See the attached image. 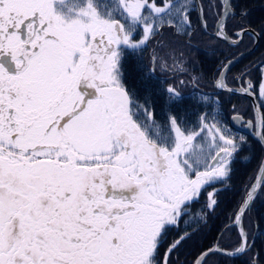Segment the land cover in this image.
<instances>
[{"label": "snow or ice", "instance_id": "1", "mask_svg": "<svg viewBox=\"0 0 264 264\" xmlns=\"http://www.w3.org/2000/svg\"><path fill=\"white\" fill-rule=\"evenodd\" d=\"M244 3L0 0V264H183L182 250L211 230L237 164L250 158L249 136L223 115V94L259 100L252 119L230 120L251 129L264 150V59L229 78L245 54L226 57L212 92L197 89L189 102L175 85L164 87L144 53L165 31L192 49L197 31L209 35V18L215 40L259 42L264 25L257 32L245 22ZM174 51L154 50L150 63L165 68L172 59L186 69L191 62ZM240 192L220 232L236 239L217 238L192 264L254 252L264 237L256 211L264 160ZM248 264H260L259 253Z\"/></svg>", "mask_w": 264, "mask_h": 264}, {"label": "trees", "instance_id": "2", "mask_svg": "<svg viewBox=\"0 0 264 264\" xmlns=\"http://www.w3.org/2000/svg\"><path fill=\"white\" fill-rule=\"evenodd\" d=\"M264 3V0H245V3L242 7H247L249 10V16L246 23H250L252 27H254L257 32H259L260 28L264 23H262V18H264V8L258 7ZM257 7L259 11H256ZM239 17L236 20L230 21V28L237 23ZM193 25L196 28H199V25L196 21V12H193L192 15ZM209 35L203 34L202 31H197L196 34L192 38V44L194 47L189 49L184 46L183 41L186 40L185 37H173L170 31H165L162 36H157L156 40L153 41L147 51L144 53V63L145 65L153 68V63H150L149 57L153 54V51L160 55L164 56L169 53L171 49H174L173 55L175 57H179L181 53H183V58L185 62L190 61L191 63H187L186 69L179 65V61H177L176 68L171 69V72H167L168 75H162L156 73L158 68L155 65L154 71L155 76L159 79L161 83L164 84V87H167L168 84L175 85L181 92L185 94V98L187 101H191L192 97L197 95V89L202 91L212 92V77L215 74L216 68L219 63L223 61L226 57L234 58L233 54L237 56L239 53L243 51H247L252 45V38L247 36L244 37L243 42L239 44V47H230L219 40H215L212 38L211 33L214 30V21L209 18L208 20ZM232 38V37H231ZM171 41V42H166ZM158 42H160L158 44ZM162 44V45H161ZM163 49V50H161ZM212 49H215V55H211ZM262 59H264V38L261 39V42L257 48V50L249 55L247 58L242 60L238 65H236L231 72L229 73V78L233 75H237L241 70L248 68L249 66H254L258 64ZM173 64V60L169 59ZM195 69V71H193ZM132 75L135 77L137 75L136 69L133 66L130 69ZM169 75H173L169 78ZM204 76V79L200 80L199 83L192 79L193 76ZM260 73L252 67L251 71V79L256 81L259 79ZM167 83H164V82ZM184 81L183 84L180 82ZM235 86V85H233ZM221 99L223 100V115L226 120H229L233 115L239 114L243 117L245 121L252 119L253 110L252 106L248 99L239 97V96H231L229 97L227 94H223ZM156 113L158 116H163V97L157 96L154 98ZM258 103L259 100L257 99ZM235 105L236 113H233L232 106ZM234 130V129H233ZM236 131V130H234ZM238 132V131H236ZM239 134H242L238 132ZM250 139V147L251 151L245 153L250 158L248 160H241L236 166V172L233 177V185L234 188L232 191L226 192L221 197L220 207L217 209V218L211 222V230H205L204 233L194 238V240L189 241L188 245L182 250L180 254V259L183 264H192V261L199 253L205 250L208 247H211L214 243H216L217 238H220L221 242L225 239H236V232L233 231L231 233H225L223 237H220V232L223 227L227 225L230 221L227 217L235 208L237 201L240 199L242 193L240 189L247 183L254 180L258 168L263 160L264 152L261 149L260 145L256 143L251 136ZM256 211L264 216V203H258ZM247 223V222H246ZM259 236V233H257ZM259 253L260 256V264H264V237H260L256 241V248L253 253L250 255ZM249 256H241L238 259L224 261L220 257L210 256L207 260V264H217V261H220V264H248Z\"/></svg>", "mask_w": 264, "mask_h": 264}, {"label": "water", "instance_id": "3", "mask_svg": "<svg viewBox=\"0 0 264 264\" xmlns=\"http://www.w3.org/2000/svg\"><path fill=\"white\" fill-rule=\"evenodd\" d=\"M222 43H224L225 45H227V46H230V47H233V46H231L229 43H227V42H223V41H221ZM258 46H259V42H256L255 40H254V44H253V46L249 49V50H247V51H245V52H242V53H244L245 55L241 58V59H239V62L242 60V59H244V58H246L247 56H249V55H251L252 53H254L255 51H256V49L258 48ZM250 53V54H249ZM241 54V53H240ZM240 54L239 55H237L236 57H238V56H240ZM238 62V63H239ZM238 63H236L235 64V66L238 64ZM234 66V67H235ZM233 67V68H234ZM232 68V69H233ZM232 96H239V97H243V98H246V99H248L249 100V102H250V104H251V106H252V110L256 107V105L258 104V101H257V98H255V97H251V96H240V95H232ZM244 120V119H243ZM230 124L233 126V129L234 130H236V131H238V132H240V133H242V134H244V135H248V136H251L252 137V135H251V132H252V130L251 129H249V128H241L240 127V121L239 120H235V121H232V120H230ZM253 138V137H252ZM253 140H254V138H253ZM255 141V140H254ZM264 151V150H263ZM263 160H264V158H263ZM260 167V166H259ZM258 171H259V168H258ZM258 171H257V173H258ZM257 173H256V175H257ZM256 177V176H255Z\"/></svg>", "mask_w": 264, "mask_h": 264}, {"label": "flooded vegetation", "instance_id": "4", "mask_svg": "<svg viewBox=\"0 0 264 264\" xmlns=\"http://www.w3.org/2000/svg\"><path fill=\"white\" fill-rule=\"evenodd\" d=\"M258 7H260V8H264V3H262L261 5H259ZM255 8V10L256 11H259V9L257 8V7H253V9ZM262 23H264V18H262ZM244 37H247V35L246 36H244ZM250 37V36H249ZM252 38V37H251ZM244 39V38H243ZM252 41H253V44H254V39L252 38ZM166 42H171V41H166ZM260 42H261V40L259 41V44H260ZM160 42H158V44H159ZM162 45V44H161ZM253 46V45H252ZM251 46V47H252ZM250 47V48H251ZM249 48V49H250ZM248 49V50H249ZM248 57V56H247ZM153 65H154V63H153ZM155 65H156V67L158 68V71L156 72V73H158V74H162V75H168L167 74V72L168 71H170L171 69H173V68H175V66H173V64H172V62H170V61H168V66L167 67H169L170 69H168V68H165V70H164V68H162L161 67V63L159 62V61H157V62H155ZM155 65H154V67L153 68H155ZM170 77L169 78H171L173 75H169Z\"/></svg>", "mask_w": 264, "mask_h": 264}, {"label": "rangeland", "instance_id": "5", "mask_svg": "<svg viewBox=\"0 0 264 264\" xmlns=\"http://www.w3.org/2000/svg\"><path fill=\"white\" fill-rule=\"evenodd\" d=\"M243 52H245V51H243ZM241 53H242V52H241ZM239 54H240V53H239ZM239 54H238V55H239ZM234 58H235V57H234ZM246 58H247V57H246ZM244 59H245V58H244ZM244 59H242V60H244ZM242 60H241V61H242ZM241 61H240V62H241ZM240 62H239V63H240ZM239 63H238V64H239ZM176 66H179V65H176ZM176 66H175V68H176ZM165 68H168V69H170L169 67H165ZM165 68H164V70H165ZM169 72H171V70H170V71H168V73H169ZM263 152H264V151H263ZM263 158H264V157H263Z\"/></svg>", "mask_w": 264, "mask_h": 264}]
</instances>
